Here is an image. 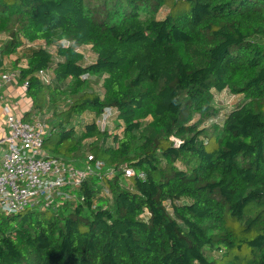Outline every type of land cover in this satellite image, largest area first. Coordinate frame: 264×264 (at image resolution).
Wrapping results in <instances>:
<instances>
[{"label": "trees", "instance_id": "trees-1", "mask_svg": "<svg viewBox=\"0 0 264 264\" xmlns=\"http://www.w3.org/2000/svg\"><path fill=\"white\" fill-rule=\"evenodd\" d=\"M0 36L46 155L101 165L75 201L0 216V264H264V0H0Z\"/></svg>", "mask_w": 264, "mask_h": 264}, {"label": "built area", "instance_id": "built-area-1", "mask_svg": "<svg viewBox=\"0 0 264 264\" xmlns=\"http://www.w3.org/2000/svg\"><path fill=\"white\" fill-rule=\"evenodd\" d=\"M0 37L4 42L6 38ZM57 44L63 49L71 47L68 41H59ZM30 46L45 48L43 43H33ZM56 49V46H53L48 50L52 56H55ZM74 51L83 56L85 65L93 62L89 54L90 47H78ZM55 61L56 58L52 62ZM18 69H26L24 60L13 72L2 74L1 81L4 83L17 81ZM37 77L43 84L51 83L49 71H39ZM26 88L27 83H22L23 92ZM229 98L232 99L233 96ZM4 112L7 134L0 141V144L4 145L0 155V216L21 214L31 208L44 210L54 204L59 206L64 202L75 201L77 189L87 178L101 176L96 173L101 167L99 163L95 164L94 169L88 164L79 168L59 158L46 155L43 151V139L48 133V127L45 118L40 114H33L29 121H24L23 115L13 113L9 105L4 106ZM116 114V110H105L96 120V126L101 130L111 131ZM111 133L115 132L111 131ZM175 143L179 142L175 141ZM87 160L92 161L93 158L88 156ZM120 169L125 178L134 176L133 170L126 165ZM104 175L112 178L114 172L109 170ZM139 178L143 179V176L139 175Z\"/></svg>", "mask_w": 264, "mask_h": 264}, {"label": "crops", "instance_id": "crops-1", "mask_svg": "<svg viewBox=\"0 0 264 264\" xmlns=\"http://www.w3.org/2000/svg\"><path fill=\"white\" fill-rule=\"evenodd\" d=\"M3 40L0 37V44ZM94 60V58L92 59ZM16 55L10 56L7 59L0 58V76L4 73L13 72L16 69L15 64ZM0 141L3 140L7 134V129L4 125V106L9 105L11 111L17 115H23L30 113L31 103L25 97L21 84L18 82L4 83L0 77ZM4 148V145L0 144V155Z\"/></svg>", "mask_w": 264, "mask_h": 264}, {"label": "rangeland", "instance_id": "rangeland-1", "mask_svg": "<svg viewBox=\"0 0 264 264\" xmlns=\"http://www.w3.org/2000/svg\"><path fill=\"white\" fill-rule=\"evenodd\" d=\"M168 13V9L164 8L162 9L159 14H158V18H164L166 16V14ZM3 44V43H2ZM16 82V81H14ZM96 90H98V87H95ZM222 97H217V99H215L214 101V106L215 108H217L220 112L219 115L222 116L224 111L229 110L230 108H233L237 102L236 97H233L232 99L229 98V96L225 95V94H221ZM46 117L49 116V114H45ZM88 123L90 120H86ZM216 121H220V116L216 119ZM211 123L207 122L205 123V126H209ZM111 131L115 132L117 134L116 128H115V124L111 125Z\"/></svg>", "mask_w": 264, "mask_h": 264}]
</instances>
